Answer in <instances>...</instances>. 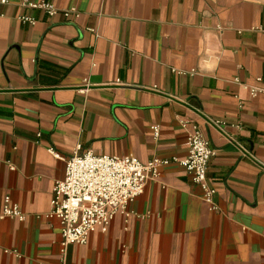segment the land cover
Wrapping results in <instances>:
<instances>
[{
    "label": "crops",
    "instance_id": "0c3cea01",
    "mask_svg": "<svg viewBox=\"0 0 264 264\" xmlns=\"http://www.w3.org/2000/svg\"><path fill=\"white\" fill-rule=\"evenodd\" d=\"M0 12V264H57L52 189L75 152L183 158L193 126L213 151V208L170 164L106 231L68 245L66 264H264V91L250 92L264 89V0ZM5 197L23 219L1 216Z\"/></svg>",
    "mask_w": 264,
    "mask_h": 264
},
{
    "label": "built area",
    "instance_id": "2783aa9c",
    "mask_svg": "<svg viewBox=\"0 0 264 264\" xmlns=\"http://www.w3.org/2000/svg\"><path fill=\"white\" fill-rule=\"evenodd\" d=\"M7 0H0L5 3ZM26 4V3H22ZM31 7L43 9L48 15H54L58 7L50 2L29 3ZM64 16L76 13L74 7L61 9ZM2 14L0 12V18ZM24 21H32L27 16ZM264 91L251 87L256 94ZM154 135L158 134V125H153ZM213 151L209 141L197 126L187 134V155L183 158L153 157L142 162L132 155L101 154L91 151L75 152L65 160V174L54 183L51 197L50 215L60 223V257L57 264H66L67 247L70 244H85L89 233L97 228L106 231L110 220L117 212H124L128 201L139 196L145 184L155 181L163 167L176 164L182 167L194 183L200 185L201 198L212 205L215 188L208 183L207 167ZM56 157H59L57 153ZM1 216L23 219L22 213L5 197ZM126 216V215H125Z\"/></svg>",
    "mask_w": 264,
    "mask_h": 264
}]
</instances>
